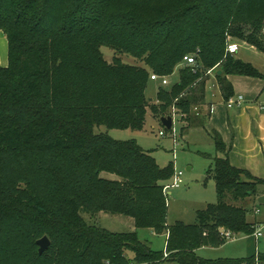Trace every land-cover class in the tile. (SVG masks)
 Masks as SVG:
<instances>
[{"label": "trees", "instance_id": "1", "mask_svg": "<svg viewBox=\"0 0 264 264\" xmlns=\"http://www.w3.org/2000/svg\"><path fill=\"white\" fill-rule=\"evenodd\" d=\"M0 30L10 61L0 67V264H264L261 254L237 260L196 254L226 243L220 229L252 236L249 202L264 196L263 179L216 157L217 204L197 211L192 225L167 226L165 188L174 165L161 167L135 141L95 131L140 132L148 113L161 120L173 112L188 122L183 132L205 128L209 70L225 103L235 95L228 77L264 79L227 53L238 41L264 54V0H0ZM103 47L113 50L111 62ZM186 55L196 57V72L182 67L179 83L159 87L156 101L149 100L151 77L169 78ZM209 136L217 153L228 151L220 133ZM5 156L21 163L4 164ZM62 159L71 176L67 184L50 183L53 206L28 173ZM81 212L128 217L137 230L110 232ZM142 229L167 233L166 249L141 242ZM43 237L50 246L40 255Z\"/></svg>", "mask_w": 264, "mask_h": 264}, {"label": "rangeland", "instance_id": "2", "mask_svg": "<svg viewBox=\"0 0 264 264\" xmlns=\"http://www.w3.org/2000/svg\"><path fill=\"white\" fill-rule=\"evenodd\" d=\"M239 44L238 41H233ZM103 57L109 62L113 60V50L108 47L101 49ZM242 52V51H241ZM248 58H252L253 62L259 69L264 70V57L258 56L255 52H247ZM257 55V56H256ZM121 58L128 64H135L136 60L129 56H121ZM9 45L7 38L3 31L0 30V67L9 66ZM183 66L178 67L172 76L168 78V85L161 86L160 81H150L147 86V98L156 101V95L159 87L170 90L173 85L180 81V69ZM260 72V71H259ZM260 72V73H261ZM211 77V76H210ZM246 81H240L239 89H236V94L247 95V92H255L258 104L264 106V80H254V84L244 85ZM208 99H211V93L215 92L219 96V89L214 81L209 83ZM173 117V115L171 116ZM167 118V117H164ZM146 123L140 132L132 130H110L105 127L95 128L96 133H105L111 136L117 141H135L136 144L144 151L151 152L156 162L160 166L174 165L175 173H183L182 181L184 183L180 186L169 187L166 190L167 197V226H173L175 223H182L185 226L192 225L196 221L197 211H203L209 205H216L218 195H216V184L211 178L212 170L214 168L213 161L217 157V149L214 144L210 143L207 134L199 129L189 128L183 132V128L188 127V122L174 117V125L171 131L166 130L160 119L153 117L151 113H148L146 117ZM205 119V118H204ZM209 118H206V123ZM160 132H164L166 137L159 135ZM175 140V141H174ZM176 142V143H175ZM227 149L225 151V154ZM39 156V155H37ZM33 158V157H31ZM12 160V164L16 165L17 158L5 156L2 159L4 164H8ZM30 162V161H29ZM28 170L26 164H21ZM32 166V165H31ZM33 169V170H30ZM29 174L35 177L37 185L43 191L46 200H49L53 206L58 205L57 198L54 197V186L52 184H63L69 181L71 176V169L68 168L64 159L58 162H50L49 169H43L41 166H32L29 168ZM31 176V178H32ZM102 178L107 180H118V177L113 174L103 173ZM172 183V181H171ZM170 183V184H171ZM50 185V186H49ZM64 188V187H63ZM258 210L260 213L256 215L257 222L249 215V220L254 227V232H261L262 238L256 239L254 233L252 236H236L235 241L226 242L219 247H213L205 245L198 249L197 255L201 258L208 259H243L249 258L254 254L264 255V206L259 205ZM81 215L90 225H97L105 230L112 231L114 233H127L135 232L134 221L131 218L123 217L119 215H109L104 213H97L95 216L81 212ZM250 222V221H249ZM138 237L141 242L149 244L151 248L157 252L164 251L166 249L167 233L156 234L149 229H142L137 231ZM219 237L221 236V229L219 231ZM44 238V237H43ZM42 239V238H41ZM130 257H133V253H127ZM161 264H171L170 262H164Z\"/></svg>", "mask_w": 264, "mask_h": 264}, {"label": "crops", "instance_id": "3", "mask_svg": "<svg viewBox=\"0 0 264 264\" xmlns=\"http://www.w3.org/2000/svg\"><path fill=\"white\" fill-rule=\"evenodd\" d=\"M239 46L240 50L236 53V57L245 63L248 62L252 64L261 72V69L251 60L252 58H248L247 52L252 51L258 56L263 57L264 54L259 53L254 47L247 43L239 42ZM262 71L261 74L264 75V70ZM228 80L232 86H234V91H236V89H239L238 85L240 81H246L244 85H247V83L254 84L253 82L256 79L232 75L228 77ZM211 81L216 83L212 77L210 83ZM235 96H241L244 104L229 110L225 102H223L221 93H219V96H217L215 92L211 93L209 102L210 104L212 102L215 104L213 114L209 117L205 128L194 127L191 128V130L199 129L201 132L203 130L212 144H214V142L209 136V132L216 131L220 133L228 151L227 154L218 152L217 157L224 158L227 156L233 167L235 166L246 170L254 177L264 180V106L258 104L255 92L251 91V89L247 92L246 96L243 94H236V92ZM249 206L253 210L252 218L256 222L255 224L259 225L256 219V215L258 214L256 211L259 206L258 200L257 202L251 200ZM251 220H249L250 223Z\"/></svg>", "mask_w": 264, "mask_h": 264}, {"label": "built area", "instance_id": "4", "mask_svg": "<svg viewBox=\"0 0 264 264\" xmlns=\"http://www.w3.org/2000/svg\"><path fill=\"white\" fill-rule=\"evenodd\" d=\"M240 50V46L238 43L236 42H231L227 48V53L229 54H234L236 55V53ZM182 66L185 67H191L193 69V71L196 72V68H197V59L195 56H191V55H186L184 57V61L182 63ZM208 76H211L215 81H216V78H215V71L213 70H209V72L206 74ZM151 80L152 82L154 81H160L161 82V86L162 87H165L167 86L169 83H168V78L167 77H160L159 75L157 74H154L152 77H151ZM216 86L217 88L219 89L220 91V87L218 86L217 82H216ZM221 93V91H220ZM227 108L229 110H232L233 108L235 107H240L244 104V101H243V98L241 96H233L231 99L228 100L227 103H225ZM214 103L212 102L210 104V107H209V111H210V114L212 115L213 114V109H214ZM264 110V108H263ZM175 111V110H174ZM195 112H198V108H195ZM175 116V112H173V117L172 119H174ZM173 125H174V122H173ZM172 129V128H171ZM160 136L162 137H166V134L164 132H160L159 133ZM175 141V140H174ZM176 143V142H175ZM182 177H183V173L180 172L178 174H174L173 178H172V183L171 185L167 186L165 188V193H166V190L169 189V187H173V186H180L184 183V181H182ZM256 213H260V210H257ZM221 236L222 238L225 240V242H233L235 241L236 239V236L234 234H232L230 231H226L225 229H222L221 230ZM254 236L256 239H260L263 237V235L261 234V232L257 231V232H254ZM167 256V254L165 255Z\"/></svg>", "mask_w": 264, "mask_h": 264}, {"label": "water", "instance_id": "5", "mask_svg": "<svg viewBox=\"0 0 264 264\" xmlns=\"http://www.w3.org/2000/svg\"><path fill=\"white\" fill-rule=\"evenodd\" d=\"M218 74H222V71L219 70ZM161 122H162L163 127L166 130L170 131L171 128L173 127L174 120L172 119L171 116L168 118L163 117V118H161ZM258 203H259V205L264 206V196H262L258 199ZM37 245H38V247H40L39 248V254L42 255L49 249L50 240L48 239V237H44V238L40 239L39 241H37Z\"/></svg>", "mask_w": 264, "mask_h": 264}]
</instances>
